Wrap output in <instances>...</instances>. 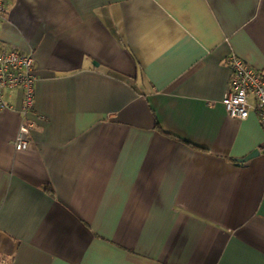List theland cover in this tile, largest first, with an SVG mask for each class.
I'll list each match as a JSON object with an SVG mask.
<instances>
[{"label":"crops","instance_id":"crops-1","mask_svg":"<svg viewBox=\"0 0 264 264\" xmlns=\"http://www.w3.org/2000/svg\"><path fill=\"white\" fill-rule=\"evenodd\" d=\"M0 49L38 78L27 150L0 109V262L264 264V131L222 103L264 0H8Z\"/></svg>","mask_w":264,"mask_h":264},{"label":"built area","instance_id":"built-area-1","mask_svg":"<svg viewBox=\"0 0 264 264\" xmlns=\"http://www.w3.org/2000/svg\"><path fill=\"white\" fill-rule=\"evenodd\" d=\"M7 2L8 0H0V20L4 19ZM225 63L232 73L228 91L222 101L227 114L232 118L244 120L254 110L264 131V73L254 70L234 54L228 56ZM37 80L32 52L0 49V109L11 108L4 101L6 92L22 90L23 93L21 109L23 121L14 141L17 151L27 150L30 134L35 126L30 117L36 116ZM251 97L254 104L250 102ZM0 264L8 263L1 261Z\"/></svg>","mask_w":264,"mask_h":264},{"label":"water","instance_id":"water-1","mask_svg":"<svg viewBox=\"0 0 264 264\" xmlns=\"http://www.w3.org/2000/svg\"><path fill=\"white\" fill-rule=\"evenodd\" d=\"M259 150L254 151L252 154H250L248 157L242 159V160H238L239 162H247L249 160H251L252 158H254L255 156H257L259 154Z\"/></svg>","mask_w":264,"mask_h":264}]
</instances>
